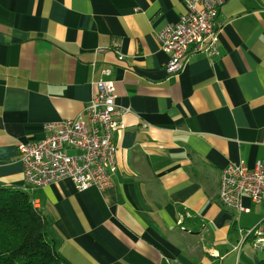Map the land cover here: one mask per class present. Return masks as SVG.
<instances>
[{
	"label": "crops",
	"instance_id": "0c3cea01",
	"mask_svg": "<svg viewBox=\"0 0 264 264\" xmlns=\"http://www.w3.org/2000/svg\"><path fill=\"white\" fill-rule=\"evenodd\" d=\"M186 12L187 0H0V184L29 190L71 264L264 258V205L218 199L229 162L264 159V0H224L219 54L190 51L169 75L157 34ZM102 79L130 108L112 186L25 187L18 145L77 118Z\"/></svg>",
	"mask_w": 264,
	"mask_h": 264
},
{
	"label": "built area",
	"instance_id": "2783aa9c",
	"mask_svg": "<svg viewBox=\"0 0 264 264\" xmlns=\"http://www.w3.org/2000/svg\"><path fill=\"white\" fill-rule=\"evenodd\" d=\"M223 3L224 0H187V12L179 21L158 32L160 47L170 56L165 66L169 75L181 72L182 60L190 51L219 54L218 17ZM95 85L97 92L77 118L48 122L44 138L18 145L25 187L39 189L65 178L79 190L112 186L117 170L116 130L124 128L123 117L130 108L117 103L113 81L102 79ZM245 198L264 205V159L252 167L244 161L229 162L222 170L220 203L249 213L251 207L245 204ZM260 242L264 243V239L258 238L254 244L258 246ZM259 247L264 248V244Z\"/></svg>",
	"mask_w": 264,
	"mask_h": 264
},
{
	"label": "trees",
	"instance_id": "16d2710c",
	"mask_svg": "<svg viewBox=\"0 0 264 264\" xmlns=\"http://www.w3.org/2000/svg\"><path fill=\"white\" fill-rule=\"evenodd\" d=\"M48 225L29 190L0 184V264H71L49 239Z\"/></svg>",
	"mask_w": 264,
	"mask_h": 264
}]
</instances>
